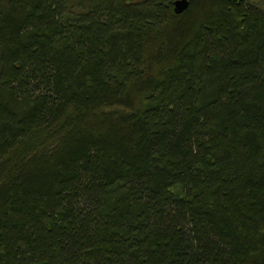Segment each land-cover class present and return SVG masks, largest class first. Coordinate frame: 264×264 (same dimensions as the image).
Segmentation results:
<instances>
[{
    "label": "trees",
    "instance_id": "1",
    "mask_svg": "<svg viewBox=\"0 0 264 264\" xmlns=\"http://www.w3.org/2000/svg\"><path fill=\"white\" fill-rule=\"evenodd\" d=\"M175 1L0 0V264H264V12Z\"/></svg>",
    "mask_w": 264,
    "mask_h": 264
},
{
    "label": "water",
    "instance_id": "2",
    "mask_svg": "<svg viewBox=\"0 0 264 264\" xmlns=\"http://www.w3.org/2000/svg\"><path fill=\"white\" fill-rule=\"evenodd\" d=\"M189 2L188 0H176L173 3L174 12L176 14H181L188 8Z\"/></svg>",
    "mask_w": 264,
    "mask_h": 264
},
{
    "label": "rangeland",
    "instance_id": "3",
    "mask_svg": "<svg viewBox=\"0 0 264 264\" xmlns=\"http://www.w3.org/2000/svg\"><path fill=\"white\" fill-rule=\"evenodd\" d=\"M249 1L258 5L262 9V11L264 12V0H249Z\"/></svg>",
    "mask_w": 264,
    "mask_h": 264
}]
</instances>
